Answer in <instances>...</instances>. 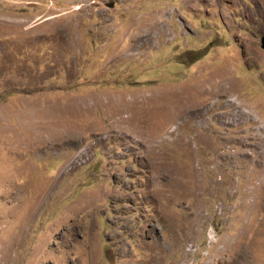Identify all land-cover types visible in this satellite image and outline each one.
Masks as SVG:
<instances>
[{"label":"rangeland","instance_id":"374dc122","mask_svg":"<svg viewBox=\"0 0 264 264\" xmlns=\"http://www.w3.org/2000/svg\"><path fill=\"white\" fill-rule=\"evenodd\" d=\"M264 0H0V264H264Z\"/></svg>","mask_w":264,"mask_h":264},{"label":"water","instance_id":"95a60500","mask_svg":"<svg viewBox=\"0 0 264 264\" xmlns=\"http://www.w3.org/2000/svg\"><path fill=\"white\" fill-rule=\"evenodd\" d=\"M263 48H264V38H263Z\"/></svg>","mask_w":264,"mask_h":264}]
</instances>
